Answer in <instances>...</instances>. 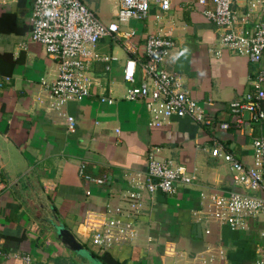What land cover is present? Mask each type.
<instances>
[{
	"label": "crops",
	"instance_id": "0c3cea01",
	"mask_svg": "<svg viewBox=\"0 0 264 264\" xmlns=\"http://www.w3.org/2000/svg\"><path fill=\"white\" fill-rule=\"evenodd\" d=\"M80 1L101 23L115 21L119 0ZM248 2L232 0V8L241 14ZM170 3L166 12L152 4L147 19L121 26V31L134 33V53L126 50L122 36L96 44V51L111 60L92 65L96 85L87 99L64 106L76 124L69 132L64 119L45 105L42 83L57 77L56 61L38 43L22 47L28 41L33 0H0V80L11 78L0 90V245L8 253L28 254L31 264H172L169 250L193 255L207 248L222 250L226 258L218 264H250L256 258L260 223L234 231L197 222L209 195L242 192L232 183L229 165L211 156L213 143L251 166L253 137L264 135V128L255 124L248 133L218 127L233 122L228 103L252 91L256 66L219 46L221 30L193 0ZM158 34L175 42L163 68L179 78L184 91L214 119L213 125L173 118L154 127L145 104L126 99L124 64L130 57L143 59L147 38ZM103 96L113 103L101 102ZM150 156L184 168L194 180L179 184L171 196L142 191L138 213L128 194L134 190L133 178L146 176ZM81 167L94 181L80 177ZM120 215L136 227V243L103 252L92 247L90 221ZM56 225L69 230L93 258L67 250L56 236ZM195 225L200 237L193 233ZM104 254L106 263L97 258ZM0 264L22 262L7 259Z\"/></svg>",
	"mask_w": 264,
	"mask_h": 264
},
{
	"label": "built area",
	"instance_id": "2783aa9c",
	"mask_svg": "<svg viewBox=\"0 0 264 264\" xmlns=\"http://www.w3.org/2000/svg\"><path fill=\"white\" fill-rule=\"evenodd\" d=\"M152 4L161 11L170 9V0H119V9L114 22L101 23L94 12L80 0H33L29 17L30 32L28 41L38 43L58 66L57 77L50 83H42L47 94V110L63 118L69 132L75 130L73 117L63 112L64 106L71 101H82L92 94L94 79L90 75L94 63L109 62L108 56L96 51L100 40L122 36L124 47L134 53L133 32L121 31V26L131 21L147 19ZM195 8L217 29L221 30L218 44L240 56H245L256 66L251 77L252 91L241 99L228 103L233 117L232 123H220L221 129L233 127L245 133L250 125L264 128V68L261 67L264 52V0H249L246 10L239 14L232 8V0H193ZM252 19H255L252 22ZM251 26V27H248ZM175 46L172 38L165 34L149 36L144 45L143 59L130 57L123 67V80L129 84L126 99L141 101L145 104L150 117V125L160 127L173 118H189L195 123L213 125L214 119L208 116L201 105L184 91L179 78L163 68L171 49ZM11 82L10 77L0 80V90ZM101 102L113 103L111 97H101ZM245 115L247 118H244ZM253 162L244 165L216 141L210 154L229 165L232 183L242 192L228 195L211 194L206 210L197 215L199 224H218L234 231H246L251 223L262 225L258 231L260 239L256 247V258L250 264H264V135L253 137ZM80 177L94 181L84 175ZM134 190L129 192L132 207L140 213L141 192H155L174 195L177 186L190 185L194 177L184 168L174 167L169 162H159L152 156L148 160L144 179L139 175L133 178ZM101 182V180L96 181ZM89 194V192H87ZM205 198L206 196L203 195ZM88 242L99 251L118 245L134 244L139 233L136 227L122 218L105 216L102 221H90ZM96 225V226H95ZM204 233L208 234L207 227ZM172 264H218L226 256L222 250L207 248L193 255L169 250ZM16 259L22 264H31L28 254L8 253L0 245V260Z\"/></svg>",
	"mask_w": 264,
	"mask_h": 264
},
{
	"label": "water",
	"instance_id": "95a60500",
	"mask_svg": "<svg viewBox=\"0 0 264 264\" xmlns=\"http://www.w3.org/2000/svg\"><path fill=\"white\" fill-rule=\"evenodd\" d=\"M54 230L56 232V236L58 240L67 250H69L70 252H74V253L86 254L87 257L93 258V256L87 252L84 246L81 245L76 240V238L72 235V233L69 230H67L61 225L54 226ZM194 232L197 233V236L199 237L201 236L200 235L201 230H200L199 225L193 226V233Z\"/></svg>",
	"mask_w": 264,
	"mask_h": 264
},
{
	"label": "trees",
	"instance_id": "16d2710c",
	"mask_svg": "<svg viewBox=\"0 0 264 264\" xmlns=\"http://www.w3.org/2000/svg\"><path fill=\"white\" fill-rule=\"evenodd\" d=\"M259 244V243H258ZM97 257V256H96ZM101 262L106 263L105 259L107 258V254H104L102 257H97Z\"/></svg>",
	"mask_w": 264,
	"mask_h": 264
}]
</instances>
